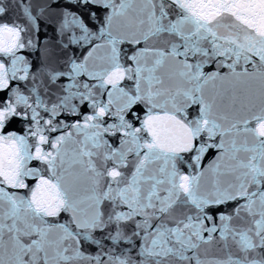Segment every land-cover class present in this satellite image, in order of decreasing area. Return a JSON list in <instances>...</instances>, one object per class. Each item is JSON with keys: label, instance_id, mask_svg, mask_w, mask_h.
Instances as JSON below:
<instances>
[{"label": "snow or ice", "instance_id": "1", "mask_svg": "<svg viewBox=\"0 0 264 264\" xmlns=\"http://www.w3.org/2000/svg\"><path fill=\"white\" fill-rule=\"evenodd\" d=\"M0 264H264V0H0Z\"/></svg>", "mask_w": 264, "mask_h": 264}]
</instances>
